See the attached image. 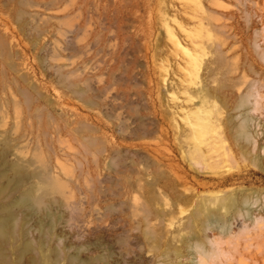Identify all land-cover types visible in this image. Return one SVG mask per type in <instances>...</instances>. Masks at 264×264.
I'll return each instance as SVG.
<instances>
[{
  "label": "rangeland",
  "instance_id": "rangeland-1",
  "mask_svg": "<svg viewBox=\"0 0 264 264\" xmlns=\"http://www.w3.org/2000/svg\"><path fill=\"white\" fill-rule=\"evenodd\" d=\"M245 117L261 151L264 0H0V204L17 172L41 200L15 212L19 264H190L208 225L264 264Z\"/></svg>",
  "mask_w": 264,
  "mask_h": 264
},
{
  "label": "bare ground",
  "instance_id": "bare-ground-1",
  "mask_svg": "<svg viewBox=\"0 0 264 264\" xmlns=\"http://www.w3.org/2000/svg\"><path fill=\"white\" fill-rule=\"evenodd\" d=\"M251 95L252 94L250 92H247L246 94L241 96L240 102H239L240 107L243 105L245 106L247 103H249V98ZM247 122L248 120L246 117L243 118V120L239 122V124L236 126V131H235L236 134L234 136L238 141H242L244 144L248 145L250 149L248 155L249 154L252 155L251 159H249L248 161L250 165H252L256 170L264 172V166L262 164V160L264 159V146H262L263 148L261 150L262 151L261 153V151H259V143L256 139L257 136L251 135L250 128ZM219 127H220V124L217 122V124L215 125V128L219 129ZM224 140L225 139L223 138V132L221 133L220 131H218L216 134V142L214 144H209L206 148V156H207L206 158L213 160L212 162L214 163L220 162L222 154L224 155L227 154V153H224L226 152V150H223L222 154L217 152L219 149L223 147ZM195 152H197L201 157H203L200 149H196ZM246 154L247 153H245L244 155ZM11 168L14 169L15 171L18 170V168L15 166H12ZM17 173H18L16 175L17 177L10 183V186L8 187L9 194H10L9 201L7 203L0 204V264H19L20 260L26 254H30L35 251V248L29 242L22 241L23 243H18L17 241L18 238H16L17 234L15 233L16 232L15 231V220H16L15 212L17 209L32 210L33 206L41 204L40 203L41 200H40V197L36 196L33 190L30 188L20 191L24 178L19 174V172ZM3 175H4L3 173L2 175L0 174V178ZM47 180L48 178L46 180L43 179L44 182L46 181L45 184L49 183L47 182ZM40 181L42 180L40 179ZM2 193H3V189L1 188L0 195ZM263 199H264V195H263ZM233 203L234 201L230 199L229 204H233ZM203 215L205 219H211L212 217L215 216L214 213H212V211H209L208 209L203 210ZM245 216L247 215L245 214ZM23 235L24 234H22V236ZM41 248L42 246L39 245L37 249H41ZM11 256H14L13 257L14 260L11 259ZM39 260L44 261V258L38 259V261ZM38 261H32L30 264H38ZM69 262L70 264H74V260L71 258Z\"/></svg>",
  "mask_w": 264,
  "mask_h": 264
},
{
  "label": "clouds",
  "instance_id": "clouds-1",
  "mask_svg": "<svg viewBox=\"0 0 264 264\" xmlns=\"http://www.w3.org/2000/svg\"><path fill=\"white\" fill-rule=\"evenodd\" d=\"M229 238L211 225L204 227L201 235L189 240L190 264H231V256L224 246Z\"/></svg>",
  "mask_w": 264,
  "mask_h": 264
}]
</instances>
